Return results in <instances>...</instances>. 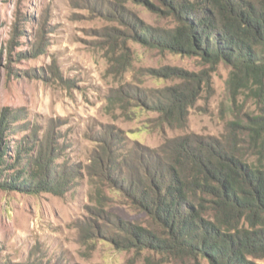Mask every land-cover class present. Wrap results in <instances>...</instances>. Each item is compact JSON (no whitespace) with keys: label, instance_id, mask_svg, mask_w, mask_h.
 Wrapping results in <instances>:
<instances>
[{"label":"rangeland","instance_id":"1","mask_svg":"<svg viewBox=\"0 0 264 264\" xmlns=\"http://www.w3.org/2000/svg\"><path fill=\"white\" fill-rule=\"evenodd\" d=\"M115 1L0 0V112L22 115L16 132L7 136L9 149L27 136L35 139L34 153L38 140L49 139L56 163L77 171L61 194L0 187V264H181L146 247H120L107 236L131 224L146 226L149 216L100 174L94 157L111 132L122 153L157 149L188 133L219 137L227 121L254 109L242 95L231 101L225 63L134 40L135 28L121 16L123 9L142 26L175 25L157 0H149L151 6L126 0L120 12ZM39 36L44 50L33 56ZM183 74L198 92L164 99L169 120L137 97L155 99ZM255 261L264 264V257Z\"/></svg>","mask_w":264,"mask_h":264},{"label":"trees","instance_id":"2","mask_svg":"<svg viewBox=\"0 0 264 264\" xmlns=\"http://www.w3.org/2000/svg\"><path fill=\"white\" fill-rule=\"evenodd\" d=\"M125 1H115L117 12ZM157 1L175 25L142 26L123 9L121 16L135 28L134 40L194 54L211 64L225 63L230 67L231 101L242 95L254 109L227 121L219 137L188 133L165 140L157 149L131 148L122 153L115 145L119 137L111 132L109 139L105 134L107 145L94 157L96 168L149 216L146 226L131 224L107 236L120 247H146L181 264H201V259L208 264H258L255 260L264 257V0ZM43 45L39 36L31 46L33 56L44 50ZM184 74L180 83L157 91L155 99L137 97L169 120L162 108L164 99L198 92ZM117 96L127 102L123 94ZM21 116L18 110L0 112V174L7 171L0 187L64 193L77 171L56 163V147L49 139L38 140L34 153L35 139L27 136L9 149L7 136L16 132L15 122Z\"/></svg>","mask_w":264,"mask_h":264}]
</instances>
